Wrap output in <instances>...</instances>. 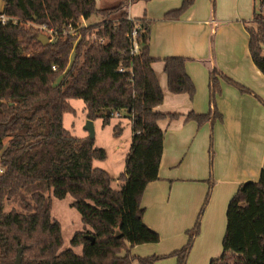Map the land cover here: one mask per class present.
Listing matches in <instances>:
<instances>
[{
  "label": "trees",
  "instance_id": "1",
  "mask_svg": "<svg viewBox=\"0 0 264 264\" xmlns=\"http://www.w3.org/2000/svg\"><path fill=\"white\" fill-rule=\"evenodd\" d=\"M2 1V12L17 23L0 25V264H13L18 249L20 264H153L162 257L139 258L129 249L159 240L142 221L140 201L145 186L157 179L163 138L158 122L178 115L154 110L163 92L148 52L151 22L127 15L128 3L147 0H121L101 8L96 0ZM194 1L183 0L164 18H177ZM257 3L259 11L245 22V29L251 61L264 76V0ZM92 16L99 21L82 26ZM68 21L75 35L62 33ZM33 24L52 29L55 37L43 45ZM136 25L138 52L132 54L130 34ZM184 63L180 57L163 59V72L169 92L191 99L194 87ZM221 80L247 91L214 68L209 111L188 112L185 121H221L215 105ZM75 99L84 103L87 119L100 118L103 126L120 111L131 122L130 146L116 189L109 174L93 166V161L105 159L94 138L74 137L63 127V115L75 113L69 104ZM114 130L118 133L120 125ZM212 184L210 175L186 243L169 255L176 264L186 262ZM66 195L80 215L82 230L74 233L70 245L81 246V255L61 251V225L51 217V197L61 200ZM6 202L18 208L4 211ZM209 264H264L263 170L257 181L241 183L230 198L222 252Z\"/></svg>",
  "mask_w": 264,
  "mask_h": 264
},
{
  "label": "crops",
  "instance_id": "2",
  "mask_svg": "<svg viewBox=\"0 0 264 264\" xmlns=\"http://www.w3.org/2000/svg\"><path fill=\"white\" fill-rule=\"evenodd\" d=\"M97 2L100 4L97 8H100L102 1ZM182 2L137 1L128 3L126 8L129 19L144 18L151 22L148 52L163 92V100L154 110L178 115L158 122L163 138L157 179L145 186L140 201L142 221L158 234L159 240L129 249L131 255L139 258L162 257L153 264H176V258L169 255L186 243V231L194 225L208 191L210 175L213 184L209 199L185 264H209L218 258L222 252L230 198L241 183L257 181L260 172L264 171V76L251 61L245 29V22L251 21L253 13L259 11L257 0H195L177 18H164L166 13L177 10ZM3 5L0 0V11ZM169 57L185 59V73L194 87L191 99L186 94H173L167 90L163 59ZM214 68L247 91L241 92L221 80L220 94L215 99L221 121L201 125L192 120L185 121L188 112L206 114L209 111L208 83ZM71 101L69 104L75 113L66 114L75 117L76 110ZM83 114L82 134L78 138L88 134L85 126L89 119L84 103ZM118 114L117 118L125 115L123 111ZM89 121L94 145L101 148L96 138L103 127L102 121L100 118ZM117 124L121 134L124 122ZM125 124L130 128V135L112 136L107 146L111 155L121 153L118 161L107 163L106 158L101 161L106 162L103 170L112 178L114 189L119 185L117 177L124 170L132 136L128 118ZM133 264L139 263L134 261Z\"/></svg>",
  "mask_w": 264,
  "mask_h": 264
},
{
  "label": "rangeland",
  "instance_id": "3",
  "mask_svg": "<svg viewBox=\"0 0 264 264\" xmlns=\"http://www.w3.org/2000/svg\"><path fill=\"white\" fill-rule=\"evenodd\" d=\"M99 0H96V6L100 5ZM121 0H104L102 1L101 5L103 4H116ZM130 0H126L128 2ZM101 6V7H102ZM100 7V8H101ZM134 16V15H133ZM98 16H92L89 18V20L85 22H81L82 26L84 25H89L92 23H95L98 20ZM28 25V24H27ZM34 30L39 31V35H44L46 37H49L48 31L41 30V26L37 25H32ZM55 37V36H54ZM53 37V38H54ZM72 106H74L76 110V116L74 117L72 114H66L64 117V122L63 125L65 129L74 137H80L82 134V129H81V121L83 120L84 114H83V102L82 100L75 99L71 101ZM125 119H127L125 116L122 118H117L112 116L109 120V123L104 125L101 130L99 129L97 132V138L96 142L100 146H104L102 149L105 152V158L107 163H114L118 161V157L121 154L120 152L115 155H111L109 151L108 146V141L111 139L112 136H120L122 135H130V128L126 126L125 124ZM118 121L124 122L123 126V132L120 134L121 130L116 133L114 130V126L117 124ZM72 122H75L74 125L72 126ZM84 130V125L82 126ZM88 136V134H87ZM105 162V163H106ZM105 163L101 161H94V166L100 169L105 168ZM117 166V164H116ZM51 202H52V210H51V217L52 219L58 221L61 225V236H62V241H63V246L61 248V251L66 250V249H72L73 252L76 255L81 254V247H72L70 245V240L74 233L76 231L82 230V223L80 220V215L79 213L70 206L72 202V198L69 195H66L65 198L59 200L54 197H51ZM11 208H18L14 202H6L4 206V211H8Z\"/></svg>",
  "mask_w": 264,
  "mask_h": 264
},
{
  "label": "built area",
  "instance_id": "4",
  "mask_svg": "<svg viewBox=\"0 0 264 264\" xmlns=\"http://www.w3.org/2000/svg\"><path fill=\"white\" fill-rule=\"evenodd\" d=\"M7 22H11L12 24H16L17 23V19L16 18H13V17H9L7 16L5 13H3L2 11H0V25H5ZM67 30L63 31L62 33H68L70 35H75V29L72 28L71 26V21H68V24H67ZM41 30H45V31H48L49 33V41L51 39H53V37L56 35V32H54L52 29H47L45 26H41L40 28ZM138 29V26L136 25L131 34H130V38H131V43H132V48H131V53L132 54H136L138 52V46H137V43L135 41V37H136V30ZM100 42H102V40H100ZM52 70H56L55 66H52L51 67ZM112 116H115V117H118L119 114L118 112H114L112 114Z\"/></svg>",
  "mask_w": 264,
  "mask_h": 264
},
{
  "label": "water",
  "instance_id": "5",
  "mask_svg": "<svg viewBox=\"0 0 264 264\" xmlns=\"http://www.w3.org/2000/svg\"><path fill=\"white\" fill-rule=\"evenodd\" d=\"M38 40L41 41V43L43 45H45L47 42H48V37L44 36V35H38ZM85 129L88 133V136L89 138H93L94 135H93V128H92V125H91V121H86V126H85ZM92 240V238H90ZM20 255H21V249H18L17 251V254H16V258H15V261L13 264H20Z\"/></svg>",
  "mask_w": 264,
  "mask_h": 264
}]
</instances>
